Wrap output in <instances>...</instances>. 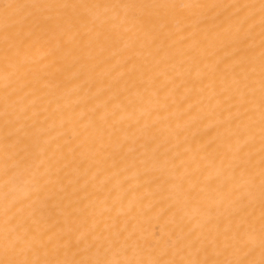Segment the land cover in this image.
<instances>
[{"label":"bare ground","instance_id":"obj_1","mask_svg":"<svg viewBox=\"0 0 264 264\" xmlns=\"http://www.w3.org/2000/svg\"><path fill=\"white\" fill-rule=\"evenodd\" d=\"M0 264H264V0H0Z\"/></svg>","mask_w":264,"mask_h":264}]
</instances>
